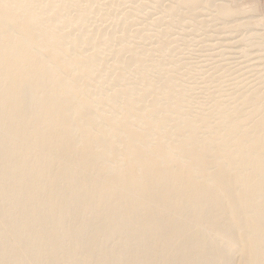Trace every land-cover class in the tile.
<instances>
[{"label": "bare ground", "instance_id": "1", "mask_svg": "<svg viewBox=\"0 0 264 264\" xmlns=\"http://www.w3.org/2000/svg\"><path fill=\"white\" fill-rule=\"evenodd\" d=\"M231 7L0 0V264H264V18Z\"/></svg>", "mask_w": 264, "mask_h": 264}, {"label": "rangeland", "instance_id": "2", "mask_svg": "<svg viewBox=\"0 0 264 264\" xmlns=\"http://www.w3.org/2000/svg\"><path fill=\"white\" fill-rule=\"evenodd\" d=\"M234 1V2H233ZM235 2H237V3H235ZM240 2H242V3H240ZM227 3L230 5V6H232L231 8L235 11V12H238V10L240 11V7H242L244 10H241L240 12H245V14H242V16H244L243 18H245L246 19V17L247 16H252V15H261L260 16V18H264V0H231V2H230V0H227ZM235 4V5H234ZM242 5V6H241ZM238 9H237V8ZM237 10V11H236ZM251 11V12H250ZM246 20H248V19H246ZM251 22L253 21V20H250ZM253 24V23H252ZM255 25V23L253 24V26ZM263 25H264V23H263ZM258 29H257V28ZM256 27L254 28L256 31L255 32H259V33H261V34H259L258 33V35L259 36H264V31H263V33H262V29L264 28V26H262V23H261V25H256ZM260 27H262V28H260ZM264 30V29H263ZM258 36V37H259ZM262 36L261 37H259V39L260 38H262ZM264 39V38H263ZM263 39H262V41H263ZM261 41V40H260ZM261 41V43L263 44V42ZM264 45V44H263Z\"/></svg>", "mask_w": 264, "mask_h": 264}]
</instances>
